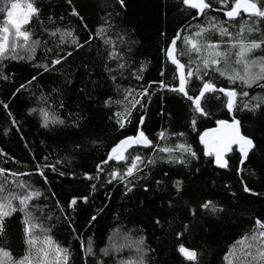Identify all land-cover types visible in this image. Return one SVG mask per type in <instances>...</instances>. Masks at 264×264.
Wrapping results in <instances>:
<instances>
[{
	"label": "trees",
	"instance_id": "1",
	"mask_svg": "<svg viewBox=\"0 0 264 264\" xmlns=\"http://www.w3.org/2000/svg\"><path fill=\"white\" fill-rule=\"evenodd\" d=\"M35 3L41 8V20L47 27L68 28L81 43L101 26L112 34V39L116 34L124 36L125 41L119 48L126 66L113 73L106 71V66L116 69V62L107 59L105 45L99 39L91 40L83 50L70 44L60 45L72 55L50 72L36 67L46 62L42 48L37 49L31 61L0 58V73L8 77L7 80L0 78V152L7 154L0 155V168L33 173L32 177L20 179L31 180L42 193L32 203L38 208L46 204L47 208L35 214L52 216L51 221L45 220V226L51 227L54 240L70 248L73 264H115L112 255L101 253L113 233H127L138 240L142 237L146 264H224L223 256L229 245L250 233L256 217L264 216V120L260 107H253L261 104L259 98L264 97V91L256 86L245 89L250 96H237L232 113L228 112L227 98L222 93L207 94L210 100L204 106L209 116L196 117L198 131L213 126L216 120L232 116L241 121L242 132L254 138L255 147L239 172L240 155L235 147L226 156L227 168L214 166L212 156H204L198 132L190 127L191 102L182 94L159 89L158 83L151 85V98H143L145 108L134 113L132 123L125 129H119L114 119L109 120L113 112L121 110L114 102L123 98L125 88L147 87L149 82L161 80L173 83L174 66L166 62L162 49L178 31L188 23L203 24L210 17L225 19L223 13L208 11L207 16H198L193 21L196 10H186L181 0H125L126 7H121L118 0H71V4L68 0H35ZM73 7L79 16L70 14ZM220 7L213 0V8ZM49 16L54 24L48 20ZM239 19L248 17L242 14L237 28ZM105 20L111 28L104 24ZM31 27L41 35L40 20L34 21ZM42 35L50 47L59 43V35L51 39L47 33ZM211 38L220 39L218 34ZM262 54L260 50L254 53ZM186 60L184 57L183 61ZM141 64L145 66L140 73L143 79L137 81L133 73ZM162 71L164 76H161ZM33 75H37V79L13 96L12 93ZM110 75H116L115 83ZM216 85L240 90L239 82L232 85L218 74ZM199 86V82L193 80L190 94H196ZM42 94L47 98L43 104L37 100ZM252 96L258 99L252 100ZM109 97L112 103L105 107L104 101ZM245 102L249 105L247 109ZM4 104L8 105L7 111ZM48 105H51L52 113L66 121L65 125L42 128L39 113H29L30 108ZM9 111L12 117H9ZM77 114L82 119L79 126H72ZM141 115L145 117L143 127L150 138L166 130L169 133L167 139L157 143L172 147L178 141L171 133L183 132V140L193 146L198 158L185 157L186 162L179 164L162 159L166 157L164 153L141 149L145 157H156V160L143 168L138 174L140 178L132 182L134 186L130 185L132 190L127 191L123 183H107L110 169L106 167L105 172L97 174L96 165L106 157L118 138L134 134ZM93 140L97 143L93 144ZM176 156L179 158L180 154L176 153ZM45 157L49 164L61 160L57 168L67 175L61 176L46 168L48 183L45 184L35 174L37 163L43 165ZM110 164L115 166V162ZM84 173L100 178L88 180ZM3 179L0 176V180ZM8 180L11 187L10 175ZM176 180L182 182L181 193L173 187ZM242 180L256 195L244 192ZM73 197L77 198V204L69 208L68 203ZM81 197H88L87 202ZM205 200H211L222 211L214 214L202 209L200 205ZM57 202L64 209L63 213ZM22 218L20 212L6 218V233L0 237V244L17 259L23 256L25 249ZM157 219L160 224L155 223ZM185 225H188L187 230ZM177 233L182 235L178 237ZM89 243L91 253L88 252ZM179 244L194 249L198 261H186L177 251Z\"/></svg>",
	"mask_w": 264,
	"mask_h": 264
},
{
	"label": "snow or ice",
	"instance_id": "2",
	"mask_svg": "<svg viewBox=\"0 0 264 264\" xmlns=\"http://www.w3.org/2000/svg\"><path fill=\"white\" fill-rule=\"evenodd\" d=\"M118 2L121 7H126L125 0H118ZM216 2L221 5L220 8H213V0H181L182 5L186 6V10H196L192 17L193 21L198 16H207L208 11L222 12L225 19L217 20L215 17H210L203 24L188 23L185 28L178 31L171 42L162 49L166 62L174 66L173 83L168 84L161 80L149 82L147 87L125 88L123 98L114 102L121 106V110L113 112L109 120L114 119L119 129H125L128 124L132 123L134 113L145 108L142 103L143 98H151V85L158 83L159 89L182 94L191 102L190 109L193 117L190 120V127L193 131L198 132L204 156H214V164L223 169L228 167L226 154L233 151L234 146L238 148L241 163H243L250 150L255 147L254 138L242 132L241 121L235 118L231 122L216 120V127L198 131L196 117L197 115L199 117L209 116V112L204 106L205 102L210 100L207 94L215 96L216 93H222L227 98L225 106L228 112L232 113L237 96L245 98L250 96V92L245 89L251 90L256 86L264 91V54L254 55L257 50L264 53V0H234V2L233 0H216ZM68 3L71 4V0H68ZM41 11V8L36 6L35 0H23V3L21 0H0V14L3 16V25L0 26V58L31 61L37 49L42 48L46 62L36 67L42 68L44 72H50L55 71L66 57L72 55V52L64 51L60 45L70 44L75 49L83 50L91 40L99 39L105 45L107 59L116 62V69L106 66V71L113 73L125 68L124 56L119 48V45L125 41L124 36L116 34L115 39H112V34L106 32L105 28L101 26L96 33L81 43L73 31L68 28L47 27L41 20ZM70 14L79 16V12L74 7ZM242 14H246L248 19H239V28H237L238 18ZM37 20H40L41 35H37L31 27L32 23ZM48 20L54 24L51 16L48 17ZM104 24L108 28L112 27L107 20L104 21ZM43 33H47V37L50 39L59 35V43L50 47L43 38ZM213 34H218L220 39L212 40ZM184 57H187L186 62L183 61ZM233 64L242 66L243 71L235 70ZM144 68L145 66L141 64L140 69L133 73L137 81L143 79L140 73L144 71ZM39 74L38 72L37 75ZM217 74L219 77H226L232 85L239 82L240 90L238 91L235 87L218 88L216 85ZM37 75H33L21 84L12 95L16 96L21 90H25L26 85H31L37 79ZM164 75L165 73L162 71L161 76ZM0 78L8 79L2 73H0ZM110 79L115 83L117 77L110 75ZM177 80L178 84L175 83ZM193 80L200 84L196 94L189 92ZM46 99L43 94L41 97H37L41 104L45 103ZM251 99L257 100L258 98L252 96ZM259 99L261 104L253 105V107H260L261 119L264 120V107L261 106L264 104V97ZM111 103L110 97L104 101L105 107H109ZM248 107L249 105L245 102L244 108ZM4 108L7 111L8 105L4 104ZM50 109L51 105L30 108L29 113H39L42 128H49L50 125H65L66 121L60 119ZM8 115L12 117L10 111ZM81 119L82 117L77 114L76 119L72 120V126H79ZM13 123H15L14 118ZM144 124L145 117L141 115L134 134L118 138L111 149L107 151L106 157L96 165L97 174L105 172L106 167L110 169L107 171V183L118 181L125 185L127 191H131L132 182L140 178L138 174L143 172L144 167L153 164L156 160V157H145L141 149L164 153L166 157H161L162 159L166 158L169 162L179 164L186 162L185 157L198 158V153L193 149V146L183 140L185 135L183 132L171 133L178 142L169 147L166 144L157 143V141L167 139L169 133L166 130H161L155 138H150L144 130ZM92 143L96 144L97 141L93 140ZM176 153L180 154L179 158ZM0 155L7 154L0 152ZM61 162L58 159L54 164H49L45 157L43 165L37 163L35 174L41 177L45 184L48 183L46 168L51 169L52 172H58L61 176L67 175L57 168ZM110 162H115V166ZM237 171L239 172V170ZM8 175L12 177L11 187H9ZM32 175L33 173L29 172H10L5 168H0V176L4 177L3 180H0V237L6 233V218L16 212L23 213L22 232L25 246L23 256L17 259L0 244V264H73L70 248L64 247L54 240L50 234L51 227L45 226V220L51 221L52 216L47 214L41 217L35 214L37 211L42 212L43 208H47V205H43V208L34 205L32 201L42 196L41 191L33 186L31 180L20 179V177H32ZM84 178L92 180L100 177L84 173ZM159 183L160 181H157V184ZM241 183L244 184V181L242 180ZM92 187L94 189L95 185ZM173 187L177 193H181L182 182L176 180ZM145 190L147 191V188ZM244 192L256 195L247 184H244ZM80 199L87 202L88 197ZM76 204L77 198L73 197L69 201L68 207L72 208ZM57 206L60 207L59 202H57ZM200 207L210 210L214 214L222 211L211 200H205ZM60 211L63 213L64 209L60 207ZM67 218L65 215V219ZM92 219L94 220L95 216ZM155 223L160 224L161 221L157 219ZM184 228L187 230L188 225H185ZM181 235L182 233H177L178 237ZM139 243H143L142 237ZM177 251L186 261H198V253L184 244H179ZM88 252H92L91 243L88 245ZM223 261L224 264H264V216L256 217L250 233H245L244 236L229 245L228 251L223 256ZM139 264H145V261L141 260Z\"/></svg>",
	"mask_w": 264,
	"mask_h": 264
},
{
	"label": "rangeland",
	"instance_id": "3",
	"mask_svg": "<svg viewBox=\"0 0 264 264\" xmlns=\"http://www.w3.org/2000/svg\"><path fill=\"white\" fill-rule=\"evenodd\" d=\"M21 2L23 3V0ZM233 68L237 71H243L242 66L233 64ZM139 241L127 233H113L107 247L101 253L103 255H112L115 264H139V261H145V249Z\"/></svg>",
	"mask_w": 264,
	"mask_h": 264
},
{
	"label": "water",
	"instance_id": "4",
	"mask_svg": "<svg viewBox=\"0 0 264 264\" xmlns=\"http://www.w3.org/2000/svg\"><path fill=\"white\" fill-rule=\"evenodd\" d=\"M172 40V39H171ZM171 40H170V42H171ZM169 42V43H170ZM178 81V80H177ZM233 118H235V119H237L236 117H231L230 119H221V120H227V121H229V122H231V120L233 119ZM238 120V119H237ZM214 127H216V123L213 125V126H210V127H207V128H214ZM206 129V128H205ZM205 129H203L202 131H204ZM198 141H199V137H198ZM200 143V142H199ZM201 145V144H200ZM202 147H203V145H201ZM236 149H237V151H238V153H239V150H238V148L236 147V146H234ZM252 150V149H251ZM250 150V151H251ZM230 153V152H229ZM229 153H227L226 154V156L229 154ZM239 155H240V153H239ZM212 159H213V164H214V156H212ZM247 160V158H245L244 160H243V163L245 162ZM243 163H241V156H240V162H239V171H240V168H241V165L243 164ZM214 166H216L215 164H214ZM217 167V166H216ZM219 168V167H218Z\"/></svg>",
	"mask_w": 264,
	"mask_h": 264
}]
</instances>
